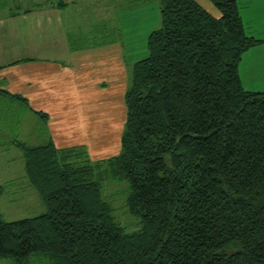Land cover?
Masks as SVG:
<instances>
[{
  "label": "trees",
  "instance_id": "1",
  "mask_svg": "<svg viewBox=\"0 0 264 264\" xmlns=\"http://www.w3.org/2000/svg\"><path fill=\"white\" fill-rule=\"evenodd\" d=\"M211 1L219 17L195 0H160L161 24L149 34L148 55L132 67L119 154L92 160L82 145L15 139L46 211L14 221L0 212V258L264 264V91L246 89L239 73L245 53L264 38L247 32L239 0ZM69 42L77 50L107 39ZM2 98L0 137H12L23 117L16 103L30 107L0 87ZM33 112L46 132L48 114ZM111 181L127 182L125 206L139 229L117 221L113 197L103 194Z\"/></svg>",
  "mask_w": 264,
  "mask_h": 264
},
{
  "label": "crops",
  "instance_id": "2",
  "mask_svg": "<svg viewBox=\"0 0 264 264\" xmlns=\"http://www.w3.org/2000/svg\"><path fill=\"white\" fill-rule=\"evenodd\" d=\"M86 1L90 6L102 3L98 9L104 13L98 12L97 17L110 20L108 24L102 19L94 24L106 25L105 36L117 31L114 40L107 38L105 44L71 50L69 39L76 36L71 35L74 31H69L64 13L71 7L69 3L64 7L47 4L14 16L12 12L1 15L0 87L26 98L31 109L28 110L48 114L46 132L41 130L43 122L34 128L35 134L42 132L41 137H34L37 143L52 139L58 148L82 145L92 160H99L121 151L127 118L125 94L131 80L124 57L126 35L150 34L160 26V0ZM195 1L214 16H220L211 0ZM69 17L75 24L73 16ZM251 50L245 54H250ZM122 105L125 119L117 152L93 157L90 150L93 138L102 139L99 143L103 146L110 144L108 132ZM2 107L0 105V109Z\"/></svg>",
  "mask_w": 264,
  "mask_h": 264
},
{
  "label": "rangeland",
  "instance_id": "3",
  "mask_svg": "<svg viewBox=\"0 0 264 264\" xmlns=\"http://www.w3.org/2000/svg\"><path fill=\"white\" fill-rule=\"evenodd\" d=\"M59 0H0V16L9 12H23L28 9L37 8L40 4L46 6L51 2L58 3ZM71 7L64 10L69 24V31H74L72 36H76L77 44H84L88 40L113 38L110 33L103 35L105 26H100L102 21H108L105 17L98 18L97 15L101 11L100 2H95L90 6L86 0H66ZM75 2V3H74ZM240 14L244 20L245 27L249 34L258 38H264V0H239ZM94 11V12H93ZM69 15L75 19L72 24ZM161 16V15H160ZM108 20V21H107ZM161 22V17H160ZM112 33V31H110ZM116 36V35H115ZM126 44L124 46V57L129 65L130 77L132 74L133 64L148 55V33H128ZM87 39V40H86ZM83 40V41H82ZM250 54H245L239 66V73L242 78L243 85L251 91H264V44L251 48ZM6 99H1L0 105H5ZM23 108L22 126L18 129L16 135L0 137V185L4 186L0 193V212L2 217L7 221L20 220L32 216L40 215L46 211V207L42 202L40 194L32 186L25 174V166L23 160V152L20 147L15 144V139L25 141L28 145L37 143L34 137H41V134H35L34 128L42 123L40 117L32 111L24 108V104L16 103L15 109ZM113 117L114 126L108 132L110 144L103 146L99 143L102 139L93 138L95 140L90 144V150L93 157L109 156L117 152L120 145V134L125 119V109L123 105L119 107ZM19 114V112H18ZM17 117H13L15 121ZM20 121V120H19ZM21 124V123H20ZM39 128V127H38ZM107 133V132H106ZM118 139L116 141L114 139ZM128 190L127 182H108L103 186V194L108 197L113 207H115V216L117 221L125 227L126 231H135L140 228L138 217L132 216L126 206V195ZM51 259L44 254L31 255L27 260V264H50ZM0 264H14L12 258H0Z\"/></svg>",
  "mask_w": 264,
  "mask_h": 264
}]
</instances>
